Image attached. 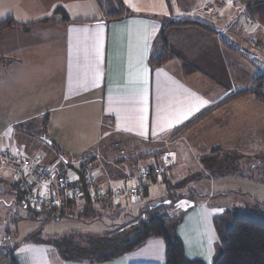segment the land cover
Here are the masks:
<instances>
[{
	"label": "crops",
	"instance_id": "crops-1",
	"mask_svg": "<svg viewBox=\"0 0 264 264\" xmlns=\"http://www.w3.org/2000/svg\"><path fill=\"white\" fill-rule=\"evenodd\" d=\"M203 2L202 9L201 0H190V20H183L187 15L182 13L184 8L171 0H0V22L12 21L0 31V148L14 146L30 154L46 149L44 156L48 160L43 159V163L51 166L63 161L71 175L75 174L70 166H77L85 158H91L90 172L95 177L104 168L113 169L107 171L109 176L100 175L99 186L96 178L91 180V197L97 191L119 189L108 183L118 181L122 170L114 171L124 166L115 164L116 159L104 158L112 156L114 149L123 153L125 146L132 145L133 155L144 157L149 154L146 148L155 147L156 140H164L169 133V139H176L191 126L192 141L188 146L195 147L200 159L207 161L204 154L210 152V145H195L194 139L203 132L194 131L192 126L209 113L212 122L220 124L225 119L223 107L216 109L214 104L247 89V84L250 89L256 78H264V69L250 62L253 68L247 74L249 83L231 75L230 86L229 80L225 84L214 75L221 66L217 70L208 62L209 58L203 60L198 56V45L215 58L227 52L234 62L238 57L228 49L249 47L256 53L264 52V28L259 23L264 18L253 11L250 23L240 18V13L248 11L247 0H242L238 7L227 3L211 12L205 8L213 7L216 0ZM114 14L121 16L110 17ZM230 17L237 19L238 24L226 21ZM198 72L211 79L206 81ZM250 95L246 104L264 105L254 94ZM234 106L235 103L227 108L229 113ZM242 127L256 140L264 139V127ZM36 128L42 135L35 133ZM235 141L239 139L235 137ZM218 142L224 143L221 138ZM44 144L54 153L55 146L60 148L65 159L60 155V161L55 162ZM261 146L264 148V144ZM2 167L7 168L5 164ZM6 171L2 170L0 175H14L13 169L11 174ZM10 183L17 190H26L29 199L25 178L18 176ZM80 198L70 206L74 214L82 209ZM18 200L16 197L17 204ZM216 212L210 217L201 203L186 212L177 232L188 254L190 247H216L219 243ZM194 214L199 217L195 218L196 226L204 223L206 231L200 245L190 242V227L195 228L190 216ZM7 249L0 253V264H10V254L18 264H100L92 259L67 258L51 244H33L25 238ZM51 254L59 263L47 261ZM108 263L113 261L101 264Z\"/></svg>",
	"mask_w": 264,
	"mask_h": 264
},
{
	"label": "rangeland",
	"instance_id": "rangeland-1",
	"mask_svg": "<svg viewBox=\"0 0 264 264\" xmlns=\"http://www.w3.org/2000/svg\"><path fill=\"white\" fill-rule=\"evenodd\" d=\"M223 1L225 2L224 6H226L227 3L228 5L234 3L238 7L241 5L240 2L242 0ZM171 2L177 7L180 6V8H184L182 13L187 15L184 16L183 20H190V0H178V3H176V0H171ZM201 2L203 9L204 2L203 0H201ZM213 9V7H210V12ZM232 12L233 11H229L228 13ZM226 18H228L227 15H225V19ZM240 18L249 23L251 22L248 11L240 13ZM226 21H234L238 24V20L234 17H230ZM259 23L263 29L264 22L261 21ZM238 34L242 37L241 32H238ZM238 38L240 37L238 36ZM195 41L198 42V39ZM247 48L248 50L240 47L235 49L232 48V51L228 49L232 55L238 57L235 62L230 58L227 52L226 55L220 53L217 58H215V55L213 56L206 48H200L198 45L197 50L200 51L198 52V56L203 60L209 58L208 62L212 63L217 70L219 66H221L220 72L216 71L217 74L214 75L225 84L227 80H229L231 86V75H233L235 79L239 77L241 82L249 83L247 74L251 72L252 66L249 65L250 62L256 65L259 64L264 69V66L260 63V61H264V52L259 50L257 51L259 53H256L255 49ZM171 53L174 55L176 54L175 52ZM250 56H254L255 58H250ZM229 59L231 60L229 61ZM238 73H241V76H238ZM199 74L202 75L203 79L206 81L211 79L206 74ZM258 79L254 80L256 81L255 86L257 85ZM199 85L204 87L202 83ZM206 85H208V83ZM205 87L209 90L214 89V86ZM245 88L247 89H243L240 92L249 91V84L245 85ZM235 94H232L230 97ZM230 97L226 99L227 101L223 100L216 105L214 104L216 109L223 107L222 114L225 116V119L222 118L220 124H217V122L213 123L209 118L211 115V113H209L203 117L204 121L200 120L192 126L194 131L201 129L200 132H203L202 135L200 133L196 139L193 138L195 145L201 142L210 145V152L204 154L208 157L206 158L207 161L200 159V155H197L195 152V147L188 146V142L191 143L192 141V139H190L191 126L187 129V132L180 134L176 139H169V133L165 135L164 140H156L155 147L151 145L146 148L149 154L144 157L133 155L134 147L132 145L125 146V152L123 153H119L118 150L115 149L111 150L112 156L104 158L108 161L116 159L114 163L117 165L122 164L124 167L123 169L121 168L114 171L118 172L122 170V176L118 178V181H112L108 184H110L112 188H119L122 193L117 199H110L109 197L100 198L95 194L92 195L90 201H88L85 194H82L80 198L81 203H83L82 209L77 211L76 214L72 213L70 206H68L65 213L63 214L62 212L60 217L54 218L53 215L52 218H45L42 212L39 213L42 206L30 203L29 200L24 204V207L21 202L17 204L16 197L18 194L13 190V186L10 182L22 175L17 172L11 163L0 162V174L2 170H7L6 172L8 174L12 173L11 169H13L14 172L13 176H7V174L0 175V253L8 251L7 248H14L17 242L25 238V240L29 239L33 244H42L45 242L51 244L59 254L62 256L66 255L68 258L73 257L72 252H78L80 256L76 258L79 261H85L86 257L90 256L106 255L110 252H106L105 247H89L82 242L76 243V240L81 234H84L83 238H85L88 236H104L115 232L117 228L137 218L139 212L144 211L159 201L168 200L167 196L169 194L167 192H171L173 198L177 196V193L185 194L184 196L187 197L192 196L191 199L195 201L194 207H197L198 203H201L207 207L210 217L213 216L215 211L220 214L226 209L255 208L258 203L264 204V174L260 172V169L264 171V167L255 165L250 168L251 162L259 158L257 156H263L262 158H264V148L261 146V144H264V139L256 140L253 135L248 132L246 127H242L243 125L249 126L250 130H253L254 127L258 130L264 127V108H261L264 107V105L246 104V101L251 99V95L248 92L242 93L234 98ZM234 103V111L231 110L229 113L227 108ZM262 104H264V102ZM241 107L242 109H239ZM244 107H248L246 111H243ZM210 109L211 107L205 109L203 113L208 112ZM224 120L225 122L222 124ZM204 123L205 126L203 127ZM31 124L37 126L36 121H32ZM34 131L42 135L40 129L36 128ZM240 132L241 139L237 137V135H240ZM204 137L210 140L203 139ZM235 137L239 139V141H235ZM220 138L224 143L218 142ZM241 142L243 145L238 147L237 144ZM169 143H171L170 146ZM12 147L17 148L14 146ZM44 147L47 148L45 144ZM196 147L198 148V145ZM18 149L26 156L37 159L38 163L45 168L53 166L54 168L62 169L63 167H67L63 161L60 163L57 162L51 166L44 164V160H48L44 156L46 149L40 154H38L37 151L34 154L25 153L23 149ZM53 149L56 153L52 152L51 149L48 150L53 154L55 162L56 160L60 161V155L65 159V157H63V151H61L60 148L55 146ZM152 149H155V151H151ZM212 154H214L215 157H213ZM167 155H170L172 161L167 165L162 177L160 175L155 178L151 174H145V170L151 168L155 169L159 162H164ZM4 164L7 168L2 167ZM91 170L92 169H89L88 173H93V171L90 172ZM108 170L113 172V169ZM108 170L104 168V171H101L102 174L100 175L105 174L109 176L107 174ZM100 175L98 177L94 176L98 186L102 184ZM74 176L76 180H78V175L75 174ZM212 176L217 178L211 180V178H213ZM22 177L25 178V181L31 179L29 175L26 177L23 175ZM97 184H92V186L96 188ZM131 187L138 188V191L136 193L128 192ZM116 201H120V204H117ZM262 207L264 209L263 205ZM132 216L134 218H132ZM190 217L191 220H194L195 224L194 229L190 227V242L197 245L203 244L206 238L204 223L196 226L195 218L198 219L199 217L196 214ZM174 221L167 223V228L172 237L174 235L173 228L176 226ZM201 221L203 222V220ZM215 246L216 247H190V254L196 253L198 255L194 254L195 256H204L207 263L211 264L222 251L220 243ZM91 249L97 250L98 253H96V255H88L89 253H86V251ZM166 251L167 246L165 240L160 236L151 234L146 240L133 249H123L117 256L110 260L113 261V263L108 264H166ZM47 261L59 263L58 260L53 258V254L50 255ZM3 264L8 263L4 262Z\"/></svg>",
	"mask_w": 264,
	"mask_h": 264
},
{
	"label": "trees",
	"instance_id": "trees-1",
	"mask_svg": "<svg viewBox=\"0 0 264 264\" xmlns=\"http://www.w3.org/2000/svg\"><path fill=\"white\" fill-rule=\"evenodd\" d=\"M122 5L121 7H123ZM247 7L249 15L250 12L253 11L264 18V0H247ZM120 16L121 15L119 14H114L110 17L117 18ZM11 24L12 21L10 20L0 22V31ZM165 55L167 54L165 53L163 56ZM258 78L255 79H258L256 86V81H254L252 84L253 86L249 91L238 92L230 98H234L242 93L253 92L252 94L264 102V78L262 76ZM257 157L259 158L254 159L251 162L250 168L255 165H261V167H264L263 156ZM90 160L91 158H85L77 166H70L71 173L78 175V180H76L75 183L81 190H83L82 193L87 196L88 201H90L91 198L88 187L90 189V182L94 179V176L92 177L91 173H88L92 161ZM162 163L163 162H159L157 165ZM147 170H149V174L153 175V177H158L154 168ZM260 172H263L264 174V171L261 169ZM163 174L164 172L161 174V177ZM13 190L18 194V203L21 202L24 207L22 200H29L25 196L27 191L21 190V188H18L17 190L15 187H13ZM114 190L117 192L115 193ZM114 190L107 191V194L103 197L100 196L99 191H97L96 196L100 198L109 197L117 199L122 192L120 189ZM167 193L169 194L167 196L168 200H171L170 203H166V200L159 201L144 211L139 212L137 218L117 228L115 232L110 233L109 235L106 234L104 236L95 237L88 236L83 238L84 234H81L76 240V243L82 242L89 247H105V251L110 252L106 255L86 257V259H92V261L99 263L110 262V260L117 256L123 249L131 250L140 245L151 234H154L162 237L166 242V264H208L204 258L195 256L198 254H188L186 252L184 242L177 232L178 225L182 222L186 212L191 208L184 211L180 206L176 205V203L181 198L186 197L191 199L192 196L187 197L184 196L185 194L177 193V196L173 198L171 192ZM74 201L77 200H66V205L62 211L63 214L65 213L66 208L71 206ZM262 205L264 206V204L258 203L255 208L226 209L217 215L215 219V229L222 251L219 256L211 262V264H264V209ZM55 209L56 207L52 204L44 205L39 213L42 212L45 218H52ZM170 221H174L176 224L173 228V237L170 236L167 228V223ZM86 253H89L88 255H96L98 251L91 249L86 251ZM72 255L73 257L69 258L77 259L76 257H79L80 253L72 252ZM8 258L10 259V264H18L12 254H10Z\"/></svg>",
	"mask_w": 264,
	"mask_h": 264
},
{
	"label": "built area",
	"instance_id": "built-area-1",
	"mask_svg": "<svg viewBox=\"0 0 264 264\" xmlns=\"http://www.w3.org/2000/svg\"><path fill=\"white\" fill-rule=\"evenodd\" d=\"M225 5L223 0H216L213 8H221ZM210 7L205 8L209 11ZM172 161L170 156H166L162 164L157 165L155 171L158 176L165 172L167 165ZM0 162H9L20 175H29L31 181L27 180L30 203L37 206L52 204L56 207L54 218L61 216L66 205V200H78L81 196V189L75 183L76 177L62 169L45 168L41 166L37 159L26 156L18 148L5 147L0 148ZM149 174V170H145ZM93 177V173H91ZM136 187H131L128 192L136 193ZM116 193L117 191L114 190ZM100 196H105L107 191H99Z\"/></svg>",
	"mask_w": 264,
	"mask_h": 264
},
{
	"label": "water",
	"instance_id": "water-1",
	"mask_svg": "<svg viewBox=\"0 0 264 264\" xmlns=\"http://www.w3.org/2000/svg\"><path fill=\"white\" fill-rule=\"evenodd\" d=\"M260 63L264 66V61H260ZM166 203H170L171 200H166ZM176 205L180 206V208H182V210L186 211L190 208H193L195 206V201L193 199L190 198H181L180 200H178V202L176 203Z\"/></svg>",
	"mask_w": 264,
	"mask_h": 264
},
{
	"label": "snow or ice",
	"instance_id": "snow-or-ice-1",
	"mask_svg": "<svg viewBox=\"0 0 264 264\" xmlns=\"http://www.w3.org/2000/svg\"><path fill=\"white\" fill-rule=\"evenodd\" d=\"M203 103H207V102L205 101V102H203Z\"/></svg>",
	"mask_w": 264,
	"mask_h": 264
}]
</instances>
